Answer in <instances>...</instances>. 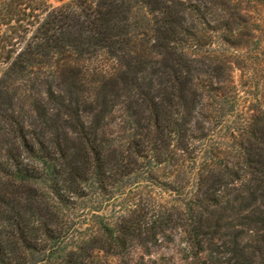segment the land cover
Masks as SVG:
<instances>
[{
  "label": "trees",
  "instance_id": "obj_1",
  "mask_svg": "<svg viewBox=\"0 0 264 264\" xmlns=\"http://www.w3.org/2000/svg\"><path fill=\"white\" fill-rule=\"evenodd\" d=\"M58 1L59 6L48 0H0V69L26 70L35 56L49 52L102 59L105 63L94 67L100 77L93 96L96 120L70 123L78 140L73 148L22 122L12 127L15 141L5 150L0 176L16 189L0 195V264H97L101 252L120 256L134 238L144 245L166 226L180 227L201 246L230 187L245 193L233 198L235 204L264 198V190L235 186L249 182L264 189V110L244 101V116H232L240 101L234 73L242 65L230 57L198 58L195 51L200 33L211 38L224 28L211 26L207 17L217 0H137L160 15L150 36L131 33V0ZM48 66L61 75L62 62ZM58 79L37 82L50 97L54 88L63 91ZM110 79H121L131 93L123 104L122 137L101 125L109 100L100 105L98 97ZM40 109L35 103L34 110ZM229 117L237 118L231 126ZM131 177L145 179L136 184L146 182L150 202L142 204L140 196L109 216L101 214ZM156 188L176 196L173 210L155 203ZM16 190L25 206L6 201ZM91 197L99 208L95 228L57 254L76 227L68 211ZM255 226L264 229V211Z\"/></svg>",
  "mask_w": 264,
  "mask_h": 264
},
{
  "label": "rangeland",
  "instance_id": "obj_2",
  "mask_svg": "<svg viewBox=\"0 0 264 264\" xmlns=\"http://www.w3.org/2000/svg\"><path fill=\"white\" fill-rule=\"evenodd\" d=\"M48 1L53 6L61 5L58 0ZM130 3L133 5L129 20L131 33L146 31L150 36L152 34L150 29L160 15L150 13L137 0H131ZM217 3L215 6H209L207 17L211 26L224 28L218 30L219 32H211V38L206 36L207 34L200 33L198 36L201 42L195 51L198 58H203V54L211 55L213 59L230 57L242 65L241 68L235 69L234 73L240 101L236 113H232V116L242 118L245 107L241 104L244 101L246 103L253 101L259 110H264V0H217ZM226 26H231L233 30L222 31ZM35 57L26 70L11 71L6 66L0 69V163L5 156V150L11 148V143L15 141L12 127L16 126V123L22 122L27 129L42 133L50 141L60 137L62 144L73 148L78 144V140L69 131L70 123L79 119L87 123L96 120L97 111L94 108L97 104L93 102V96L96 95L97 80L100 77L94 67L102 65L105 61L93 56L82 58L81 54H69V52L62 55L49 52V55ZM90 58L92 60L89 61ZM75 59H81V62L77 64ZM155 59L154 56L150 58L154 61ZM56 62H62L61 75H57L53 72L54 69L47 67V64ZM108 63L111 65V62ZM44 65L45 69L42 70ZM57 77H59L58 82L62 80L64 83L61 86L63 91L54 88L55 95L48 97L44 92L47 89L39 84L37 79L55 81ZM108 82V90L98 97L100 105L104 99L109 100L107 116L102 120L101 125H106L104 129L109 135L122 137L126 135L120 127L124 117L123 104L128 101L131 93L121 79H110ZM35 103L40 105V113L34 110ZM237 118L229 117L227 126H231V122L236 121ZM139 180L145 179L131 177L130 182L117 192L118 198L109 204L110 208L103 209L100 213L109 216L118 209L126 208L131 199L140 196L142 204L149 203L150 193L148 187H145L146 182L136 184ZM245 183L246 185L240 182L235 186L241 190H264L263 186L258 187L257 183ZM12 189L13 184L6 183L0 176L1 197L4 190L11 192ZM15 189L16 187L11 193ZM21 189L25 191L24 188ZM43 189L49 192L45 186ZM17 190L15 194L7 197L6 201L9 198L13 205L25 206L26 203ZM154 191L157 198L154 200L155 203L173 210L172 206L177 201L176 196L168 190L162 194L157 188ZM241 194L245 193L240 191L238 193L234 187L226 191L225 196L228 200L226 199L222 204L224 209H217L210 217L211 227L203 235L204 243L201 246L193 245L190 236L180 227L166 226L162 232L158 231L149 239V242L145 241L144 245L139 238H134L129 242L127 251L120 256L113 253L115 255L112 257L101 252L96 263L264 264V229L255 226L264 211V198L257 196L238 200L236 204L231 202L235 196ZM95 200L94 197L80 200L77 209L68 211L76 227L66 243H62L61 248L59 247L62 251L59 250L57 254H64L65 247L71 249L78 245L95 228L99 214L95 212L99 209ZM147 231V227H142L141 238H146Z\"/></svg>",
  "mask_w": 264,
  "mask_h": 264
}]
</instances>
